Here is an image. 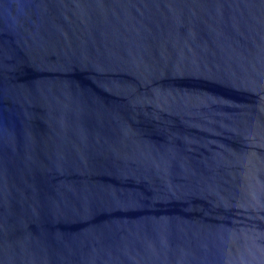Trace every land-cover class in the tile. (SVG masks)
<instances>
[{"label":"water","instance_id":"95a60500","mask_svg":"<svg viewBox=\"0 0 264 264\" xmlns=\"http://www.w3.org/2000/svg\"><path fill=\"white\" fill-rule=\"evenodd\" d=\"M0 264H264V0H0Z\"/></svg>","mask_w":264,"mask_h":264}]
</instances>
